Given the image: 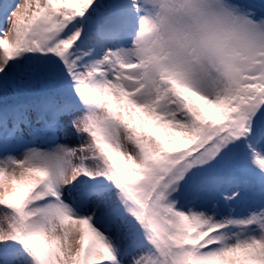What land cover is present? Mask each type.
Segmentation results:
<instances>
[{
  "label": "snow or ice",
  "instance_id": "1",
  "mask_svg": "<svg viewBox=\"0 0 264 264\" xmlns=\"http://www.w3.org/2000/svg\"><path fill=\"white\" fill-rule=\"evenodd\" d=\"M0 264H264V0H0Z\"/></svg>",
  "mask_w": 264,
  "mask_h": 264
},
{
  "label": "rangeland",
  "instance_id": "2",
  "mask_svg": "<svg viewBox=\"0 0 264 264\" xmlns=\"http://www.w3.org/2000/svg\"><path fill=\"white\" fill-rule=\"evenodd\" d=\"M72 143H75V140L71 141Z\"/></svg>",
  "mask_w": 264,
  "mask_h": 264
}]
</instances>
